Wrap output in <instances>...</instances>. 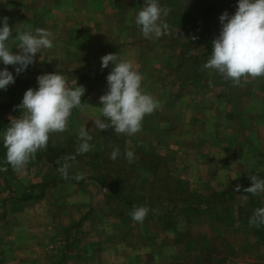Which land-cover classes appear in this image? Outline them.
<instances>
[{
	"label": "rangeland",
	"instance_id": "374dc122",
	"mask_svg": "<svg viewBox=\"0 0 264 264\" xmlns=\"http://www.w3.org/2000/svg\"><path fill=\"white\" fill-rule=\"evenodd\" d=\"M158 2L169 10L165 18L169 31L160 38H146L135 24L143 0H79L77 3L0 0V18L7 17L10 28L15 31L42 28L53 37V47L38 53L26 72L16 75L14 67L9 65L15 81H20V88L36 89L38 76L57 72L66 79L69 88L85 89L66 129L51 133V137H58L53 146L58 149L53 156L56 162L41 164L40 161V165L32 160L22 170L14 169L6 160L0 163V264L11 260L15 264L21 261L38 264L42 253L51 249L53 243L46 239L59 234L52 232V225H47L50 221L47 215L52 213L55 201H64L63 196L69 191L55 194L46 189L48 192H44L48 186L74 189L81 185L93 196L91 212L94 213L89 214L85 228L78 225L75 232L76 226L70 227L72 236L96 228L95 221L101 218L133 221L130 214L135 205L149 209L143 222H139L142 228L138 231L143 233L150 223L161 228L162 220L169 215L176 221L182 217L188 220L184 216L190 214L185 209L191 206L197 209L201 206L199 202L215 201L212 197L220 199L225 192L213 191L215 187L209 184L215 172L233 175L264 169L259 154L264 146H258L264 137V76L248 77L234 85L203 67L221 30L220 15L234 14L238 0ZM69 8L98 15L79 18L73 25L78 33H66L55 22L64 16L54 19L53 10ZM87 26L91 27L90 32L84 30ZM105 26H110L111 31L99 33ZM16 33L9 41L14 53L19 52ZM64 44L67 48L62 47ZM110 53L134 65L142 76L143 91L158 102V107L145 116L134 135L117 134L111 128L100 131L94 123L104 120L100 97L107 91L106 77L113 65L102 69L101 57ZM12 87L17 89L15 83ZM0 118L3 119L1 115ZM84 127L92 137L89 141L92 147L87 153H78L79 134ZM115 149L119 153L112 159ZM127 151L134 153L131 163L125 155ZM5 152L0 138V155ZM64 165H68V178L62 173L54 176V168ZM44 170L50 171V175L43 177ZM203 170L210 171V176ZM77 176L82 179L77 180ZM198 177L202 191L197 187L189 192L188 181L197 184ZM250 184L251 181L247 183ZM22 193L31 201L23 203ZM45 193L47 200L41 201ZM79 198L83 203L88 200L85 196ZM65 212L69 211L63 212L64 221L69 219ZM27 252L32 256L22 255Z\"/></svg>",
	"mask_w": 264,
	"mask_h": 264
},
{
	"label": "crops",
	"instance_id": "0c3cea01",
	"mask_svg": "<svg viewBox=\"0 0 264 264\" xmlns=\"http://www.w3.org/2000/svg\"><path fill=\"white\" fill-rule=\"evenodd\" d=\"M67 1L77 3L79 0ZM102 6L104 7L103 4ZM53 12L54 19L61 18V15L64 16V19L55 22L66 33H78L77 29L74 30L73 25L79 18L98 15L79 13L74 8L54 9ZM88 29L92 30L89 26L84 30L90 32ZM84 30L82 29L81 32ZM110 31L111 27L105 26V29L101 28L98 32L103 34ZM16 32L13 30V34ZM62 47L67 48V45L64 44ZM3 67L7 66L0 64V68ZM11 68L9 67L8 70L11 71ZM18 83L20 81L16 80L17 89H14L12 87L14 84H11L6 90L0 91V115L3 117V119L0 118L1 139L3 130L10 125V120L15 116L19 118L23 115V110L17 106L21 104L23 95L28 89L24 86L20 88L21 85ZM55 138L50 134L48 144L37 150V155H34L29 161H37L39 164L40 161L41 164L46 161H55L53 156L58 149L53 146L58 137ZM231 141L234 143L233 140ZM245 144L247 143L245 142ZM258 144L259 147L264 146V137L263 141ZM259 154L264 161V148ZM1 162H5L4 154L0 155ZM52 172L54 176H59L58 173H61L58 168H54ZM209 172L203 170V173L208 176H210ZM245 172L233 175L220 170L215 172L216 175L210 176L214 179L209 184L215 187L213 191L218 189V191L225 192L220 199L212 197L215 201L199 202L201 206L197 209L195 206H193L194 209L192 206L191 209H185L190 217L194 218L193 220L188 215L184 216L186 213L183 212V216L188 220H184L182 217L176 221L177 219L169 213L167 214L169 217L162 220L161 228L157 224L150 223L151 229L145 228L143 233L138 231V228H142V224L139 222L116 217L110 220L107 218L97 219L95 221L96 228L92 227L86 233L72 236L70 227L75 225V232L79 230L78 225L82 224L85 228L84 225L90 220L89 214L91 216L94 213V211L91 212L94 207L93 196L87 187L81 185L74 189L72 186L57 185L50 188L48 186L44 192L50 190L56 194L62 191L65 193L67 190L69 193L64 194V201H55L52 213L47 215V220H50L47 225H52L54 227L52 232L59 235L46 239L53 244H51V249H47L39 257L38 264H50V255L53 258V264H264V224L256 225L249 222L257 209L264 208V193L252 195L245 191L252 186V181L249 180L251 176L264 179V169ZM43 173V177L50 175V171L44 170ZM239 178H241L240 181ZM250 181L251 184L247 185ZM188 182L191 184L187 187L189 192L197 187L202 191L203 185H201L199 177L196 179L199 184H194L191 180ZM237 185L240 186L239 191L235 190ZM25 194L22 193L23 197L20 199L26 204V201L31 200L26 198ZM81 195L88 199L84 200L85 210L84 203L79 198L82 197ZM208 199L211 198L208 197ZM42 200L46 201L47 195L43 196ZM49 204L51 205V203ZM137 207L139 206L135 205L133 208ZM104 208L106 206H103ZM66 210L69 212L64 214L69 219L64 221L63 212ZM82 211L85 213L83 217H80ZM38 218L41 217L38 216ZM78 218L84 220L78 221ZM180 222L183 224H179ZM128 229L133 233L126 232ZM46 240L43 239V242ZM22 255L32 256V253L27 252ZM15 263L14 260H11L8 264ZM18 264H25V262L21 261Z\"/></svg>",
	"mask_w": 264,
	"mask_h": 264
},
{
	"label": "clouds",
	"instance_id": "9594fccd",
	"mask_svg": "<svg viewBox=\"0 0 264 264\" xmlns=\"http://www.w3.org/2000/svg\"><path fill=\"white\" fill-rule=\"evenodd\" d=\"M169 10L162 7L158 0H144L141 10L135 17V24L140 27L146 38H160L169 31L165 21ZM221 30L212 42V52L203 65L207 70L229 79L239 85L242 79L264 76V0H238L234 14L224 12L219 17ZM13 29L8 18H0V64L13 66L16 75L27 71L35 63V57L43 49L53 47L52 34L46 29L34 31L18 30L15 39L18 53L9 47ZM113 65L107 75V91L100 97L101 112L104 120L94 121L100 131L113 129L117 134H136L146 115L158 107V102L142 89V76L134 65L121 60L117 54L101 57V68ZM15 83L13 72L7 67L0 68V91ZM36 89H28L21 104L23 115L12 118L10 125L3 130V146L6 149L5 160L16 170H22L37 150L48 144L51 133L63 132L72 110L81 104L85 89L82 86L69 88L66 79L56 73H46L37 77ZM81 143L78 153H87L91 149L92 137L86 127L79 134ZM119 149L112 152L116 159ZM132 162L134 153H125ZM68 165L58 169L65 179L68 178ZM77 180L82 177L77 176ZM252 186L245 189L252 195L264 193V179L250 177ZM236 191L240 186H236ZM146 207L134 208L131 218L143 222L148 214ZM250 224H264V208L257 209L250 219Z\"/></svg>",
	"mask_w": 264,
	"mask_h": 264
}]
</instances>
